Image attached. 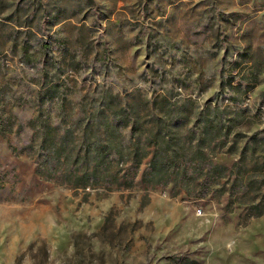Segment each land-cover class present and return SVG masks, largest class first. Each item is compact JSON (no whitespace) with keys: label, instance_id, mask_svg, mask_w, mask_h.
<instances>
[{"label":"rangeland","instance_id":"374dc122","mask_svg":"<svg viewBox=\"0 0 264 264\" xmlns=\"http://www.w3.org/2000/svg\"><path fill=\"white\" fill-rule=\"evenodd\" d=\"M40 3L0 0V264H264V0Z\"/></svg>","mask_w":264,"mask_h":264},{"label":"trees","instance_id":"16d2710c","mask_svg":"<svg viewBox=\"0 0 264 264\" xmlns=\"http://www.w3.org/2000/svg\"><path fill=\"white\" fill-rule=\"evenodd\" d=\"M34 1L35 0H28V4L25 5V7L21 6L20 4H17L15 6L14 10L11 13H9L6 16V18L10 21H13L14 24H16V26H19V28H27V30H29L28 28H30L32 26L34 18L38 17L37 14L39 13L40 8L44 6V4H42V3H40L39 5H37V4L34 5ZM21 10H23L25 12L24 13L25 16H23V17H19V12ZM38 19H39L40 23H43V26H44V23L48 20V16L46 14H42V15H40V18L38 17ZM26 33H30V31H26ZM45 44L46 43H43L38 48H36L37 46L31 45V41L29 39V36L24 37L20 43H18L15 39L11 42L12 49H15L17 47V45H20L21 58H22V61L26 64L27 63L32 64L31 58L34 57L33 54H34L35 50L36 51H47L48 50L49 46H47ZM32 48H35V49L32 51L31 50ZM39 69L41 72H43V64L40 65ZM53 91L56 92V90H53ZM113 98H115V96L110 95L108 97V100L105 101V103L108 106H110L112 103L111 100ZM114 112H117V111L114 110ZM134 121H135V119H134ZM209 121L210 122L208 124L211 125L212 121L210 119H209ZM93 122L87 123L85 128H88V127L91 128V125L94 124ZM135 126L136 125L134 124L132 128L135 129L136 128ZM222 127H223V129H226V128L231 127V125H227V124L222 123V122H216L215 123V129L216 130H220ZM251 136L254 137L255 133H253ZM178 140H179V138L177 137L176 131H174L173 129H169L166 140L164 143H162L163 148L159 149V147L157 145V147H156V148H158L157 152H159V154H162V155L164 154L163 152L167 153V155H164V156L165 157L169 156L168 158H170L172 160L181 159V156L179 157L178 154H180L182 150L175 148V146L177 144H179ZM201 142H202V139H198L196 144H193V147L195 148L196 146H199ZM235 142H236V138H234V140L231 143V145L229 146V148H234V146L236 144ZM181 144H182V146L184 145L183 143H181ZM107 146H109V145H107ZM255 146L256 145H254V144L251 145V149L253 152L255 151ZM245 149H246V146H244L242 148V151ZM100 150L101 149L99 148L98 152ZM135 150H136L135 160H136V162H138L140 160V158L138 157L139 151H138L137 147H135ZM184 153L186 156H183ZM184 153L182 154V156H183L185 162L183 163V165H181L180 169H177L175 172L177 178H179L181 176H185L184 174H186V172H188L189 167L191 169L195 170L197 168H203V166H205V164H206L207 173H209V170H211L212 167L220 168V169L222 168V166H220L219 164H212L211 162L206 163V161L200 160L199 157L196 155L189 156L185 150H184ZM172 154L174 155V157L171 156ZM182 172H183V175H182ZM262 211L263 210H261V212Z\"/></svg>","mask_w":264,"mask_h":264}]
</instances>
